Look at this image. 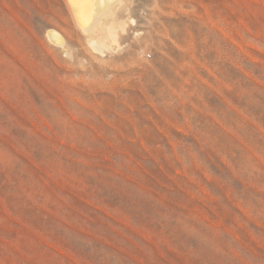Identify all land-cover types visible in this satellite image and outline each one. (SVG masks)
Returning <instances> with one entry per match:
<instances>
[{
	"label": "rangeland",
	"instance_id": "374dc122",
	"mask_svg": "<svg viewBox=\"0 0 264 264\" xmlns=\"http://www.w3.org/2000/svg\"><path fill=\"white\" fill-rule=\"evenodd\" d=\"M0 264H264V0H0Z\"/></svg>",
	"mask_w": 264,
	"mask_h": 264
},
{
	"label": "bare ground",
	"instance_id": "6f19581e",
	"mask_svg": "<svg viewBox=\"0 0 264 264\" xmlns=\"http://www.w3.org/2000/svg\"><path fill=\"white\" fill-rule=\"evenodd\" d=\"M116 1L117 0H70L78 19L84 26L91 24L95 16L102 14ZM49 37L54 41L62 40L61 35L55 30L49 31Z\"/></svg>",
	"mask_w": 264,
	"mask_h": 264
},
{
	"label": "crops",
	"instance_id": "0c3cea01",
	"mask_svg": "<svg viewBox=\"0 0 264 264\" xmlns=\"http://www.w3.org/2000/svg\"><path fill=\"white\" fill-rule=\"evenodd\" d=\"M49 31V30H48Z\"/></svg>",
	"mask_w": 264,
	"mask_h": 264
}]
</instances>
